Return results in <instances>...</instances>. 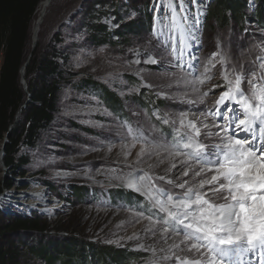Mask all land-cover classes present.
Masks as SVG:
<instances>
[{
	"label": "rangeland",
	"instance_id": "rangeland-1",
	"mask_svg": "<svg viewBox=\"0 0 264 264\" xmlns=\"http://www.w3.org/2000/svg\"><path fill=\"white\" fill-rule=\"evenodd\" d=\"M114 1L127 11L121 9L120 16L115 15ZM214 1L183 0L181 8L180 0H53L38 40L43 52L56 45L67 53L66 68L75 75L62 86L57 120L42 140L34 148H20L18 157L27 158L25 182L17 181L7 191L9 200L23 210L41 213L54 233L77 234L101 245L141 251L145 256L140 264H183L197 259L206 264L212 254L201 249L206 253L201 257L189 251L195 241H184L183 230L165 225L164 214L128 185L130 177L142 171L152 177L154 189L166 190L174 198L184 191L176 185L185 181V188L208 192L211 185L198 186L214 172L194 173L214 166L197 161L192 149L179 147L178 142H188L185 134H191L196 143L211 151V145L219 144L225 135L251 138L243 131L237 135L234 126L226 124L221 114L227 103L218 105L217 101L231 86L228 81L234 84L240 78L245 94L254 74L256 84H264V68L260 67L264 64V26L254 20L242 25L233 18L226 23L211 18L208 9ZM247 1V12L258 18L261 0ZM169 5L179 14L183 29L173 28ZM92 7L105 11L101 21L110 30L121 28L122 23L142 22L143 33L131 35L122 45L89 43L85 18L86 10ZM148 14L153 18L150 29L146 28ZM162 25H167L163 36L154 35V28L160 32ZM173 32L176 55L171 51L172 43H164ZM182 32L187 33L183 43ZM181 47L185 54L178 60ZM150 59L157 63L147 62ZM83 79L115 94L125 117L107 106L101 93L78 89L76 84ZM181 113H187L185 126L179 123ZM228 116L230 120L231 113ZM193 119L199 136L187 127ZM255 127L258 131L259 124ZM180 137L185 138L180 141ZM142 147L146 151L139 155ZM0 167L6 170L1 160ZM73 186L88 191L87 201L77 207L72 203ZM126 191L133 195L127 197ZM115 192L119 193L115 199H109ZM93 194L98 197L91 199ZM207 198L213 199L210 195ZM216 260L231 264L228 258ZM255 262L259 264L258 258L246 264Z\"/></svg>",
	"mask_w": 264,
	"mask_h": 264
},
{
	"label": "trees",
	"instance_id": "trees-1",
	"mask_svg": "<svg viewBox=\"0 0 264 264\" xmlns=\"http://www.w3.org/2000/svg\"><path fill=\"white\" fill-rule=\"evenodd\" d=\"M44 2L0 0V151L8 134L2 157L6 170L0 167V264H140L145 256L143 252L101 245L77 234L54 233L49 220L41 213L19 208L7 196V191L17 181L25 182L27 158L18 157L20 148H34L42 140L57 120L62 86L70 83L75 75L66 68L68 54L56 45L43 52L40 38L28 61L34 25ZM247 2L215 0L208 13L223 23L233 18L242 25L245 21L254 20L264 26V0L257 8L258 18L247 12ZM112 5L115 15L120 16L121 9L127 11V7L121 8L117 1ZM104 14V10L93 7L86 10L85 22L91 44L122 45L129 42L131 35L143 33L142 22L122 23L121 28L110 30L101 21ZM44 18L40 23L39 36ZM152 19L148 14L147 29H150ZM56 37L61 41L60 36ZM24 66L27 89L21 83ZM76 87L81 91L101 93L106 105L125 117L119 99L105 86L83 79ZM87 193L85 187L73 186L71 195L75 207L87 201ZM125 193L129 198L133 195L130 191ZM117 194L113 193L109 199H115ZM90 197L93 199L98 194Z\"/></svg>",
	"mask_w": 264,
	"mask_h": 264
},
{
	"label": "snow or ice",
	"instance_id": "snow-or-ice-1",
	"mask_svg": "<svg viewBox=\"0 0 264 264\" xmlns=\"http://www.w3.org/2000/svg\"><path fill=\"white\" fill-rule=\"evenodd\" d=\"M180 6L183 7V0H180ZM169 7L172 8V5ZM171 20L173 28L183 29V25L179 24L180 16L175 8H172ZM166 27L167 25H162L160 32L154 28L153 34L163 36V29ZM186 37L187 33L182 32V43L186 41ZM174 40L173 32L169 40L164 43H172L171 51L176 55ZM184 47L190 45L184 43ZM184 47L179 50L178 60L185 54ZM147 62L157 63L154 59ZM260 67L264 68V64ZM228 83L231 86L217 101L218 105L227 103L221 118L226 124L230 123L234 126L237 135L239 131H243L249 133L251 138L234 139L225 135L220 138L219 144L211 145V151L207 150L204 144L196 143L191 134H185L188 142H178L179 147L192 149L197 161L214 166L208 169L201 167L194 173L200 176L205 171L214 172L210 179L201 180L198 186L202 189L205 185H211L209 191L201 192L193 187L185 188L187 183L185 181L176 185L184 191L174 198L166 190L154 189L151 186L152 177L142 171L140 175L130 177L136 183H130L128 186L141 193L153 208L164 214L165 225L173 224L175 231L183 230L186 241H195L190 244L189 251H195L201 257L206 254L201 249L211 253L212 256L206 264H218L216 257L228 258L231 264H246L249 259L258 258L259 264H264V84L257 85L254 74L253 79L247 82L250 89L245 94L241 89L240 78H237L234 84L231 81ZM237 95L241 98L237 99ZM233 105L236 107L233 108ZM229 113H231L230 120ZM187 120V113H181L180 125L185 126ZM163 122L168 124V120ZM257 124H259L258 131L255 127ZM187 127L195 136L200 135L195 119L188 122ZM220 131L224 132L225 128H220ZM177 136H179L178 132ZM184 138L180 137V141ZM145 151L146 149L142 147L139 155H143ZM183 175L187 176L188 172L185 171ZM209 195L213 199L207 198ZM164 231L167 232L168 229L165 228ZM249 253H253L254 256L250 257ZM183 264H204V262L199 259L186 260Z\"/></svg>",
	"mask_w": 264,
	"mask_h": 264
},
{
	"label": "water",
	"instance_id": "water-1",
	"mask_svg": "<svg viewBox=\"0 0 264 264\" xmlns=\"http://www.w3.org/2000/svg\"><path fill=\"white\" fill-rule=\"evenodd\" d=\"M50 1H52V0H50ZM42 3V2H41ZM40 3V4H41ZM40 6V5H39ZM46 16V14H44L43 15V18ZM33 34V33H32ZM37 42H38V38H33V35H32V43H31V53L29 54V57H28V61H29V59H30V57H31V55H32V51L34 50V48L36 47V44H37ZM27 61V62H28ZM21 74H22V79H21V83H22V85L24 86V88L25 89H27V84H26V80H25V78H24V74H25V66L23 67V69H22V71H21ZM7 139H8V134H6L5 135V138H4V141H3V143L1 144V151H0V160H1V162H2V164H3V166H4V168H5V165H4V162H3V160H2V157H3V152H4V145H5V142L7 141Z\"/></svg>",
	"mask_w": 264,
	"mask_h": 264
},
{
	"label": "bare ground",
	"instance_id": "bare-ground-1",
	"mask_svg": "<svg viewBox=\"0 0 264 264\" xmlns=\"http://www.w3.org/2000/svg\"><path fill=\"white\" fill-rule=\"evenodd\" d=\"M53 1V0H52ZM52 1H50V0H45V2L43 3V5L41 6V15H40V17L38 18V20H37V22H36V24H35V27H34V32H33V38L35 39V38H38V33H39V30H40V23H41V21H42V19H43V15L44 14H46V11H47V9H48V7H49V5L52 3ZM131 182L132 183H136V181H134V180H132L131 179ZM184 241H186L185 239H184ZM188 242H190V241H187V243ZM192 242V241H191ZM205 256V255H204ZM180 263V262H179ZM181 264V263H180ZM252 264H258L257 262H255V263H252Z\"/></svg>",
	"mask_w": 264,
	"mask_h": 264
}]
</instances>
